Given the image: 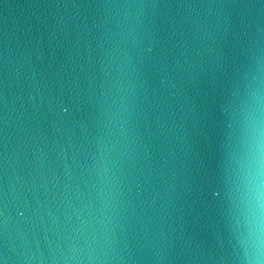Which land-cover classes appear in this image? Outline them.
Masks as SVG:
<instances>
[{"label": "water", "instance_id": "1", "mask_svg": "<svg viewBox=\"0 0 264 264\" xmlns=\"http://www.w3.org/2000/svg\"><path fill=\"white\" fill-rule=\"evenodd\" d=\"M0 264H264V0H0Z\"/></svg>", "mask_w": 264, "mask_h": 264}]
</instances>
